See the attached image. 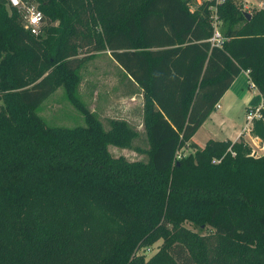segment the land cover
<instances>
[{"label":"trees","instance_id":"trees-1","mask_svg":"<svg viewBox=\"0 0 264 264\" xmlns=\"http://www.w3.org/2000/svg\"><path fill=\"white\" fill-rule=\"evenodd\" d=\"M20 1L44 24L30 34L0 0V264H264V153L191 140L242 70L261 97L250 134L264 140V8L246 16L225 0L216 47L204 0ZM81 48L108 51L122 94L141 96V131L79 100ZM57 88L84 126L38 116Z\"/></svg>","mask_w":264,"mask_h":264},{"label":"rangeland","instance_id":"rangeland-1","mask_svg":"<svg viewBox=\"0 0 264 264\" xmlns=\"http://www.w3.org/2000/svg\"><path fill=\"white\" fill-rule=\"evenodd\" d=\"M195 1L198 4L199 0ZM237 2L239 3L241 9L246 13L264 8L261 0H237ZM190 8L192 9V5ZM86 51L87 49L81 48L77 54L78 58H82L78 64L77 73L79 81L75 90V94L79 100L100 120H104L105 118H124L134 128H138L141 131L138 115H136L134 111H131L130 115L127 113L128 109L131 110L134 107H139L141 104V96L136 94L132 97H122L121 93L124 90V76L110 59L108 51H95L91 53ZM253 91L248 92V101L255 102V99L258 98L256 92ZM242 109V107L233 105L232 108H228L227 111L223 113L222 109L215 110L214 113H218L220 115L223 114V117L230 119L233 124H230V121L219 124L218 119L214 118L213 124H211V121H207L197 130L193 141L198 145H201L204 140L209 137L217 139L221 136H232L233 131L230 130H236L244 124ZM37 114L45 122V124L49 126L74 127L85 125L82 114L69 102L62 88H57L42 101L37 109ZM251 124L248 127L250 142H244L242 138L236 140H242L245 144H247L250 151L253 148L255 149V145L252 142V140L254 141V136L250 134ZM218 126H220V129L225 131L226 134L222 131L218 132ZM209 133L212 135H208ZM260 142L264 143V140H260ZM134 143L143 146L140 140H136ZM108 151L115 156L123 155L128 160L144 158L142 154L136 153L130 149L108 146ZM191 151L192 149L190 147L184 146L180 148L177 153L179 155H185ZM259 155L260 152L258 149H255V153L252 156ZM183 225L199 234L207 233L209 230L205 227L198 228L187 222H184ZM160 246L161 240H157L144 249L140 248L137 253L142 255L144 259H147Z\"/></svg>","mask_w":264,"mask_h":264},{"label":"crops","instance_id":"crops-1","mask_svg":"<svg viewBox=\"0 0 264 264\" xmlns=\"http://www.w3.org/2000/svg\"><path fill=\"white\" fill-rule=\"evenodd\" d=\"M125 82L126 81L124 79V83H123L124 85L126 84ZM249 83H250V80L248 78V75H247L246 71H244V70L240 71L238 73V75L232 80V82L230 83L228 88L221 95L219 100L216 102V104L214 105V109L208 114V116L205 118V120L202 122V124L197 128V130L199 128H201V126H203L205 124V122H207V121L208 122L211 121V124H213L214 118L218 119L219 124H223L225 122L230 121V119H228L227 117H223V114L220 115L218 113H214V111L217 110V109H222L223 110L222 113H223V112H226L228 108H232L233 105H235V106H239V107L243 108L242 109L243 110L242 111L243 112V122H244L243 126H240L236 130L235 129L230 130V131H233L232 136H221L220 138H217V139L214 138L213 140H225V139H228L230 141H236L237 139L242 138L244 142H247V141L250 142V135L248 133L249 124H246L245 118H244L245 110L247 108L259 106L261 104V97H260V94L257 92L256 88L255 87H251ZM252 89L255 90V91H253ZM249 91L256 92L258 98L255 99V102L248 101V97L247 96H248V92ZM122 97H126V96H124L122 94ZM216 105H217V107H216ZM140 108H141V104L139 105L138 108L134 107L131 110L128 109V112H127L130 115V112L134 111V113L136 115H138L139 123H140V119H141V111H140L141 109ZM122 119H124V118H122ZM230 124H233L232 121H230ZM137 130H139V129L137 128ZM197 130L194 132V134L191 137L192 141H193L194 136L196 135ZM217 130H218V132L222 131L223 133L226 134L225 131L220 129V126H218ZM208 135H212V134L209 133ZM208 139H212V138L209 137ZM208 139H206V140H208ZM206 140H204L203 144L205 143ZM252 142H253L254 145L261 144V143H257L259 141L255 140V139H254V141L252 140ZM203 144H201L199 146H202Z\"/></svg>","mask_w":264,"mask_h":264},{"label":"built area","instance_id":"built-area-1","mask_svg":"<svg viewBox=\"0 0 264 264\" xmlns=\"http://www.w3.org/2000/svg\"><path fill=\"white\" fill-rule=\"evenodd\" d=\"M5 1L7 6L16 8L17 10L21 11L22 14L21 26L24 30H26L32 35H38L41 32V26L43 25L42 14L34 4H26L20 0H5ZM201 1L202 0H199L198 4H200ZM204 1L208 2L207 5L208 23L211 28V34L207 39V41L210 43L211 46L220 47L223 41V37L220 33L221 21L218 16V8L225 0H204ZM249 84L251 87H254L251 81ZM260 108H262L261 104L259 106L252 107V109L246 111L244 116L246 124L250 125L253 119H259L261 117L259 111ZM254 139L260 142L259 138L254 137ZM255 149H258L260 151V155H262L264 153V143H261L260 146L258 144L255 145ZM255 149L254 148L251 149L250 155H254Z\"/></svg>","mask_w":264,"mask_h":264},{"label":"water","instance_id":"water-1","mask_svg":"<svg viewBox=\"0 0 264 264\" xmlns=\"http://www.w3.org/2000/svg\"><path fill=\"white\" fill-rule=\"evenodd\" d=\"M243 13H244V15L248 16V13H246V12H243Z\"/></svg>","mask_w":264,"mask_h":264}]
</instances>
